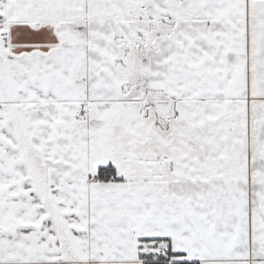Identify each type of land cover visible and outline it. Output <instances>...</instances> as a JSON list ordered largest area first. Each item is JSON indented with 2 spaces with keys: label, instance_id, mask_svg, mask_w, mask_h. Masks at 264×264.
I'll return each mask as SVG.
<instances>
[{
  "label": "snow or ice",
  "instance_id": "6c2138e0",
  "mask_svg": "<svg viewBox=\"0 0 264 264\" xmlns=\"http://www.w3.org/2000/svg\"><path fill=\"white\" fill-rule=\"evenodd\" d=\"M0 264H264V0H0Z\"/></svg>",
  "mask_w": 264,
  "mask_h": 264
}]
</instances>
